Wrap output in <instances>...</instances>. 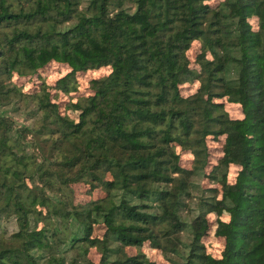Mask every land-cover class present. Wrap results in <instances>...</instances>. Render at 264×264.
Masks as SVG:
<instances>
[{
    "label": "trees",
    "instance_id": "16d2710c",
    "mask_svg": "<svg viewBox=\"0 0 264 264\" xmlns=\"http://www.w3.org/2000/svg\"><path fill=\"white\" fill-rule=\"evenodd\" d=\"M210 1L0 0V264H264V0Z\"/></svg>",
    "mask_w": 264,
    "mask_h": 264
},
{
    "label": "rangeland",
    "instance_id": "374dc122",
    "mask_svg": "<svg viewBox=\"0 0 264 264\" xmlns=\"http://www.w3.org/2000/svg\"><path fill=\"white\" fill-rule=\"evenodd\" d=\"M221 0H211L210 3L212 4H217ZM252 22L256 25V21L252 20ZM200 43L198 41H195L192 48L188 51V55L190 57V60L192 61L193 66H197L195 63V59L197 55L200 53ZM69 70L67 65L61 64V63H56L53 62L49 64L43 71V75L47 79L48 82L52 83L56 78L64 75L67 73ZM110 69L109 68H101V69H96V70H91L86 73H82L79 76V81H80V87H79V92L76 94H86L90 91L89 89V82L91 81L92 78L99 77L106 75L109 73ZM31 77H15V80L19 84H24L27 89L34 88L36 86V83L39 82V79L37 76L34 77V79H30ZM199 86L198 82L194 83H185L183 84L182 87V93L187 96L191 95L194 92H196L197 88ZM61 103H64L65 100H68V96L65 95H60L58 98ZM226 102V100H224ZM226 110L229 112L230 116L233 118H242L243 117V112L242 108L239 104L236 103H230L226 102ZM21 119V118H20ZM209 144L211 147V157H210V167L208 170L211 169V166L215 165L218 163L219 158L223 155V144H224V137H221L220 140H213L209 139ZM182 164L186 167L191 166V157L187 154H184L182 156ZM240 169L239 166L237 165H231L228 170V179L230 181H234L236 174L238 170ZM198 182L201 183V185L205 188L207 187H220L219 183L214 182L212 180H209L208 178H203V180H199ZM74 190H75V202L78 204L88 202L91 199L97 198L103 194L102 191L100 190H95V191H89L88 187L82 183H78L74 185ZM199 193V192H195ZM200 195V194H199ZM197 200V199H196ZM9 229H15V224L14 223H9ZM104 231V228L102 226H97L96 227V234H102ZM207 244L211 247V249L214 250V253L219 254L220 249L222 247V240H217L215 239L211 234L207 236L206 238ZM145 251H147L148 255L150 256L151 259H153L156 264H169L167 260L163 257L161 251L159 249H155L149 246V244H146L144 247ZM136 251L135 248H128V252L134 253ZM91 256L93 257L94 260L99 262L100 255L96 251V249H92L91 251Z\"/></svg>",
    "mask_w": 264,
    "mask_h": 264
}]
</instances>
